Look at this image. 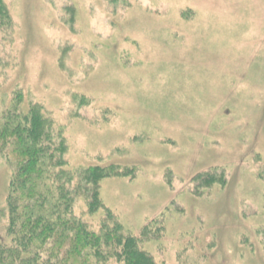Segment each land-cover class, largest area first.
I'll use <instances>...</instances> for the list:
<instances>
[{
  "label": "rangeland",
  "instance_id": "obj_1",
  "mask_svg": "<svg viewBox=\"0 0 264 264\" xmlns=\"http://www.w3.org/2000/svg\"><path fill=\"white\" fill-rule=\"evenodd\" d=\"M0 3V114L38 111L71 172L114 166L99 200L156 264H264V0Z\"/></svg>",
  "mask_w": 264,
  "mask_h": 264
},
{
  "label": "trees",
  "instance_id": "obj_2",
  "mask_svg": "<svg viewBox=\"0 0 264 264\" xmlns=\"http://www.w3.org/2000/svg\"><path fill=\"white\" fill-rule=\"evenodd\" d=\"M0 3V28L9 24ZM63 145L34 108L20 113L17 105L0 114V155L13 168L6 198V240L0 238V264H156L139 238L125 234L99 200V183L119 173L114 166L71 172ZM81 193L86 213L103 210L98 231L75 220L73 196ZM264 235V229H263Z\"/></svg>",
  "mask_w": 264,
  "mask_h": 264
}]
</instances>
